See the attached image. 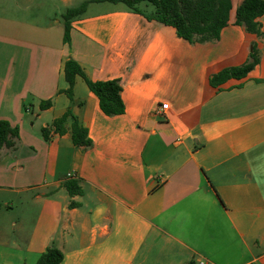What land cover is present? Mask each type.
Instances as JSON below:
<instances>
[{
  "label": "crops",
  "instance_id": "obj_1",
  "mask_svg": "<svg viewBox=\"0 0 264 264\" xmlns=\"http://www.w3.org/2000/svg\"><path fill=\"white\" fill-rule=\"evenodd\" d=\"M242 1L219 39L190 42L123 2L0 0V119L20 130L0 150V264L51 246L63 264H264V14L249 32ZM84 2L65 42L63 16ZM254 48L246 76L212 84ZM69 59L119 79L125 112L107 115L81 76L69 97ZM68 109L90 146L73 143L72 118L44 136Z\"/></svg>",
  "mask_w": 264,
  "mask_h": 264
},
{
  "label": "trees",
  "instance_id": "obj_2",
  "mask_svg": "<svg viewBox=\"0 0 264 264\" xmlns=\"http://www.w3.org/2000/svg\"><path fill=\"white\" fill-rule=\"evenodd\" d=\"M111 2H123L128 8L136 13L142 14L149 20H158L162 23L174 26L178 34L190 42H203L219 39L222 30L230 20L232 0H102ZM143 2L154 6L151 12L141 7ZM88 2H84L78 7L69 8L64 14L65 42L71 40L72 19L83 14ZM264 14V0H243L236 11V23L246 26L252 33L261 34L262 25L259 17ZM259 54L254 48L251 59L237 67L226 68L212 78V84L218 85L226 81L229 77L241 78L246 76L259 62ZM65 77L69 87L64 90L69 97L74 95V85L77 76H81L99 98L100 107L107 115L123 114L126 110L122 97V86L120 80H92L88 77L81 64L74 60H67L64 67ZM52 100H43L40 108L51 107ZM72 118V140L76 146H90L92 140L89 137L88 129L83 126L77 116L68 109L62 116L56 118L49 127L42 129L46 138L52 129L63 133L64 122ZM20 135L19 127L12 126L9 120L0 119V150L3 147H15L16 139ZM65 186L71 196L82 194L83 189L74 180H69ZM77 202L72 201L70 206L74 207ZM64 253L57 247H48L43 252L36 264H63Z\"/></svg>",
  "mask_w": 264,
  "mask_h": 264
},
{
  "label": "built area",
  "instance_id": "obj_3",
  "mask_svg": "<svg viewBox=\"0 0 264 264\" xmlns=\"http://www.w3.org/2000/svg\"><path fill=\"white\" fill-rule=\"evenodd\" d=\"M168 104L167 103H164L163 105H162V107L165 109V108H168ZM71 174H68V176H70ZM199 264H211V263H209L207 260H205V259H201L200 261H199Z\"/></svg>",
  "mask_w": 264,
  "mask_h": 264
}]
</instances>
